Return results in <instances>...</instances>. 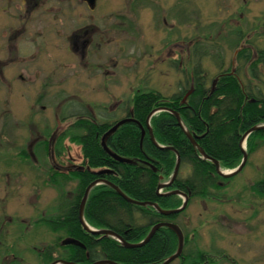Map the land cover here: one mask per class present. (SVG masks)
I'll list each match as a JSON object with an SVG mask.
<instances>
[{
  "label": "rangeland",
  "instance_id": "rangeland-1",
  "mask_svg": "<svg viewBox=\"0 0 264 264\" xmlns=\"http://www.w3.org/2000/svg\"><path fill=\"white\" fill-rule=\"evenodd\" d=\"M142 1L98 0L96 10L91 12L83 0H45L50 12L46 21H61L66 38L84 24L99 26L88 35L91 43L84 48L81 38L72 53L67 50L66 38L58 40L59 26L47 33V54L39 58L31 55L25 61L11 62L12 59L6 58L13 51L0 44V59L7 60L0 68V123H5L10 131L3 136L0 130V140L4 137L0 152L9 154L0 156V173L21 171L12 176L7 173L4 179L0 176V212L8 216L0 219V263L8 262L15 254L22 264H49L41 256L46 246H57L64 239L53 256L57 258L63 244L70 245L64 231L53 230L46 221L41 223L38 219L62 214L58 207L63 210L61 203L72 199L77 183H69L65 190L67 197L61 196L62 190L52 183L51 168L58 163L66 171L81 165V147L66 141L63 157H57L58 160L44 154L40 161L38 157L32 158L31 163L17 158L23 156V151L34 148L40 136L49 138L52 144L56 142L60 131L72 122L61 120L70 105L73 108L69 111L104 119L139 86L157 89L167 96L177 92L182 68L173 61L184 58L189 47L191 56H195L197 39L198 47L204 51L201 60L207 67L209 87L217 75L221 56L226 68L236 58L238 40L240 44L249 40L251 46L264 50V0ZM244 1H248V7L242 10ZM13 11L7 3L0 2V18H6L0 20V43ZM73 25L77 27L73 29ZM42 28L44 24L32 22L29 35L15 41L21 55L37 51L29 42L43 32ZM237 33L243 35L233 44L231 40ZM254 54L251 53L253 58ZM187 64L185 59L182 67L187 69ZM246 69L240 68L244 82L257 91L259 88L264 95V65H257L258 78ZM248 138L242 147L248 154L243 171L231 177L224 188L213 190L223 201L213 196L195 197L178 218V225L194 238L187 250L222 249L240 263L246 260L250 264H264V200L251 191L264 178V147L250 154ZM237 167L221 169L229 172ZM191 172V166H185L181 176L186 178ZM173 174L160 184L168 183ZM256 213L258 216L253 218ZM250 248L242 258L241 252ZM171 264L182 263L177 260ZM210 264L231 263L214 258Z\"/></svg>",
  "mask_w": 264,
  "mask_h": 264
},
{
  "label": "trees",
  "instance_id": "trees-1",
  "mask_svg": "<svg viewBox=\"0 0 264 264\" xmlns=\"http://www.w3.org/2000/svg\"><path fill=\"white\" fill-rule=\"evenodd\" d=\"M238 41L237 47L240 45ZM255 51L258 58L252 67L256 72L257 65L264 63V50L255 47ZM251 52V48L240 50L238 60L250 62V56L246 54ZM223 61L221 56L217 63ZM196 66L193 75L183 73L178 91L171 96L154 88L141 87L104 121L95 120L91 115L79 117L64 131L58 148L65 149L67 139L79 145L85 166L83 171L63 175L60 180L54 177L63 197H67V185L72 180L77 181L70 202L61 203L64 207L62 215L55 222L48 223L53 230L64 231L65 239L69 237L74 241L72 245L63 244L60 255L64 261L80 264L99 260L119 264H162L177 251L178 238L166 227L160 228L151 241L140 248H126L113 237L95 236L86 231L80 222V205L87 187L100 178L114 183L130 198L156 203L164 210L177 209L183 204L180 195H163L167 192L179 190L190 196V203L195 197H216L213 190L224 188L225 183L232 179L219 175L215 164L203 159L170 110L180 114L185 128L208 156L219 161L222 168H235L243 157L242 137L253 127L264 124V95L237 75L225 74L219 77L215 87H209V76L198 70V63ZM254 78H258L256 74ZM189 90L193 92L186 101ZM159 108L168 110L151 118L154 143L148 129V118ZM119 111L123 116L119 115ZM123 118L133 121L120 126L105 141L112 153L131 160V163L115 160L102 146V137ZM140 125L145 129L144 137ZM247 145L250 154L264 147V129L253 132ZM171 147L180 155V173L172 186L159 194V184L162 179L170 178L177 163V154L170 150ZM185 166H191L192 172L183 178L181 170ZM254 189L264 191V178L255 184ZM185 211L163 215L152 206L127 202L111 186L98 185L89 194L84 217L95 229L111 230L129 243H139L159 223L178 224V218ZM182 229L185 243L180 261L182 264H199L198 248L187 250L194 238ZM59 245L60 241L57 246H47L42 251L41 256L44 255L49 264L54 260V253L59 251ZM13 264L22 263L15 259Z\"/></svg>",
  "mask_w": 264,
  "mask_h": 264
},
{
  "label": "flooded vegetation",
  "instance_id": "flooded-vegetation-1",
  "mask_svg": "<svg viewBox=\"0 0 264 264\" xmlns=\"http://www.w3.org/2000/svg\"><path fill=\"white\" fill-rule=\"evenodd\" d=\"M138 1L139 2H143L142 0H138ZM0 2L7 3V6H11L13 9H15V13L13 11V13L11 14L10 19L8 20V30H6L3 33L2 40H1V43H0V44L3 45L2 47H8L9 50L13 51V53L8 54V57L6 58L7 60L12 59L11 62H15V61L19 62V61H25L26 59H29L31 55H33V57L39 58L44 53L47 54V43L49 42V38H47L46 35L50 31V29L51 30H56L54 28L57 27V26H59V28H57L58 29L57 30V33L60 35V38L58 40H62V41L64 40L65 41V38H66V36H64L65 35L64 34V30L66 29L65 28V25H64V27L60 28V25L62 24L61 21L60 22H57V21H55V22H47L46 21V18H48L47 16H48V14L50 12H48V9H47L46 4H45V0H0ZM83 3L90 9L91 12H94L96 10V8H97L98 0H83ZM247 7H248V1H244L243 2L242 10L243 9H246ZM52 11L54 12V11H57V10L53 9ZM228 11H230V9ZM243 13L244 12L242 11V14ZM5 19L6 18H3V17L0 18V20H5ZM35 21L40 22V24H42V25L43 24L45 25V28H42L43 29V32L39 33L38 36H36V38L34 40L31 38L32 40H31V42H29V44H31V45L34 46V48L35 47L37 48V51L35 53H31L29 55H26V54H24L22 52V55H21L18 52V50H17L18 47H17V44H15V41H18V40L21 41V39H23L25 36L29 35V33H28L29 29L28 28H29L30 24L32 22H35ZM75 27H77V26L76 25H73V29ZM96 27L98 28L99 26H93L91 24H84V26L83 25L81 26V29L74 30L71 33V35H69L68 38H66L67 41H68V43H69V48L67 50L69 52L71 51V53H72V50L73 49L74 50L76 49L75 46L80 41L81 38L83 40L82 45H84V48H85L86 45H88V44L91 43V37L88 36V35L91 34V32H93V29L96 28ZM62 30H63V32H62ZM238 35L239 34L237 33L236 36H235V38L231 40V42L233 44L234 43L236 44V39L237 40L240 39L243 34H241L239 36ZM199 43H200V40L199 39L195 40V42H194V45H195L194 51H195V54H196L195 56H191V48L189 47L188 54L184 58L182 57L183 59L181 58V59H178V60L173 61V63L175 64L176 67L182 68V70H180V72L182 73L181 78L183 77V73L184 72H185L184 74H187L188 73V75H190V76L193 75V69H195V66H196L197 63H198V67H199L198 70L200 72H202L205 76H208L207 67L204 66V63L201 60V58L204 55V51H203V48H199L200 46L198 47ZM70 44H71V46H70ZM245 48H251V51L255 53L254 54L255 55L254 58L251 56V53L252 52L250 53V55L249 54H246L248 57L250 56V62H245V59L244 60L242 59V61H239L238 60V54H239L240 50H243ZM15 50H17V51L15 52ZM257 54H258V52L255 51V47L254 46H251L250 45L249 40L245 41V44H240L239 47H237V49H236V58H234L233 61L230 62L228 68L224 67V61L217 63V65H218L217 75L215 76L214 79L211 80L212 81L211 83H214V85L210 84V87H212V86L215 87V83H218V80L220 79L219 77H221V76H223L225 74H227V75L229 74V75L241 76L240 75V68L243 67V66L247 67L246 70H250L252 72V76H254L256 74V72H255L254 68L252 67V64H253L254 60H256L258 58L257 57ZM185 59H187V61H188V64H187V67L188 68L187 69H185V68L182 67L183 62L185 61ZM7 60L0 59V68L3 67V65L5 64V62ZM262 64L264 65V63H262ZM12 79H13V75H12ZM181 80L182 79H180L179 82ZM6 81H7V79L5 78V82ZM24 81H26V80H24ZM179 82L177 84L178 86H179ZM141 87L142 86L137 87L133 91V93L135 91L140 90ZM252 87L254 88V86H252ZM255 87H258V86H255ZM192 92H193V90L190 91V92H188V94H187V96L185 98L186 101L189 98V96L192 94ZM171 95H168V96H171ZM123 102H124V100L123 101L121 100V102H119V104L116 107V110L112 112L113 114H114V112H117V110L119 109V106H121V104ZM71 108H73V106L70 105V107L66 110L65 115L61 117V120L64 121V122H67L69 120H72V122L69 123V126L73 122H75V120L77 118L79 119V117H86L88 115H91V114H80L77 111H69ZM106 108L107 107H105L103 109L104 112L107 110ZM171 111L172 110H170V112ZM91 116L95 120H99V121H104L105 119L108 118V117H106L104 119H99L98 116H94V115H91ZM123 119H126V118H123ZM123 119H121V120H123ZM121 120H119V121H121ZM0 125H1L0 130L2 131L1 134H3V136H4L5 133L8 135L10 133V131H9L7 125H5V123H0ZM27 126H29V123H28ZM68 127L64 128L62 131H60V133L57 136L56 142H54L53 144L50 142V139L49 138L48 139L44 138V135L43 136H40V139L38 140V142H36L34 144V148H32V149L30 148V150H28V151L27 150L26 151H23L22 152L23 156L22 155H19L17 158L18 159H21L20 161L21 162H25V163H31V159L32 158L34 159V158H37V157L39 158V161H40V157L43 154L45 156H47L48 158L49 157L55 158L54 160H58V158L61 159L63 157V154H64V150L65 149L61 150L60 148H58V143H59V139L62 137V135L64 134V131ZM3 136H2V138H1L0 141H2L4 139ZM142 136H143V133H142ZM66 141H68V139ZM29 147H31V144H29ZM64 148H65V143H64ZM1 151H3V150H1ZM27 152H29V153H27ZM4 155L9 156V154H7V152H6V154L0 152V156H4ZM60 166L61 165L57 163L55 165V167L57 168V170H55L56 169L55 167H52L51 168V169H53V172H52V180L53 181H52V183L54 185H57L56 184L57 181H54V177H56V178H58L60 180V177L63 176V175H72L73 173H76V172H79V171H83L84 168H85V166L83 164V160H82V164L81 165L75 166L74 168H71V169L66 170V171L62 170L61 169L62 167H60ZM58 167H60V168L58 169ZM0 168H2V167H0ZM18 172H21V171L20 170H18V171H16V170L15 171L7 170L6 174L8 173L10 176H12L13 174H16L17 175ZM10 173H12V174H10ZM6 174L0 173L1 178L4 179L7 176ZM96 181H100L101 182L98 185H107V184L102 183V181H107V180H104V179H101L100 178V179H98ZM74 182L77 183V181H75V180H72L70 183H74ZM107 182H109V181H107ZM255 184L252 186L251 191L256 196H258V197H260L261 199L264 200V191H261V192L258 191V190L256 191L254 189ZM107 186H109V185H107ZM218 201H223V200L218 198ZM58 210H59V213L62 212V210L59 207H58ZM61 215L62 214H57L55 216H50L48 218H45V217H43L41 219L39 218L40 220L38 219V221H41V223H43L44 221H46L47 223H49V222H55L56 220H58L59 216H61ZM5 216L6 215H5L4 212H0V219L3 220V218H5ZM257 216L258 215L256 213L255 215H253V218H256ZM6 217H8V216H6ZM68 238L69 237H67V239ZM63 240L60 241V244L63 243ZM67 241L71 242L70 243L71 245L74 243V241L73 240H70V239H68ZM241 247H243V246H241ZM251 250H252V248L243 250L241 252L243 256H241V257L243 258V257L247 256V253L249 251H251ZM60 251H62V249ZM198 251H199V255H198L199 256V264H210L211 260L214 259V258H217V259H220V260H226L227 262H229L231 264H250L249 262L246 263V260H244L242 263H240L239 260L237 258H235V256L229 255L225 250L222 251V249H220V250H213V251H204V249H201L200 248ZM12 256H13V258H11V260H9L6 263H0V264H13L14 263V260H15V254H12ZM194 256H196V255H194ZM53 259L54 260H53L52 263L58 262V264H60V262L64 261L63 258L61 257V255H59V257L53 258ZM180 259H181V257H179L177 260H180ZM177 260H175V261H177ZM263 261H264V251H263ZM66 262H68V261H66ZM72 263H75V262H72ZM75 264H80V263H75ZM81 264H84V263H81ZM89 264H92V262L89 263Z\"/></svg>",
  "mask_w": 264,
  "mask_h": 264
},
{
  "label": "water",
  "instance_id": "water-1",
  "mask_svg": "<svg viewBox=\"0 0 264 264\" xmlns=\"http://www.w3.org/2000/svg\"><path fill=\"white\" fill-rule=\"evenodd\" d=\"M165 110H167V109L166 108L156 109V110H154L150 114V116L148 118V129H149V132H150V137H151V139H152V141L154 143H156V140H155V136H154V133H153V129L150 126V121H151V118L153 117V115L157 114L158 112L165 111ZM171 113H173L174 116L177 118L180 126H182V128L186 132L188 138L190 139V141L192 142V144L196 147V149L199 151V153L202 155L203 159L208 160V161H211V162H213L215 164L216 170H217V172H218L219 175H221L224 178H231L233 176H236L240 172H242V170L244 169V167H245V165L247 163V160H248V154L244 150V148H242L243 154H244V158L242 160V163L236 169L231 170L229 172H224L221 169V165H220L219 161H217L216 159L208 156L206 154V152L203 150V148H201L198 145L196 139L188 132V130L185 128V126H184V124H183V122L181 120L180 114L178 112H175V111H171ZM132 121H133V119H130V118H126V119H123V120L119 121L115 126H113V128L107 134H105L102 137V146H103V148L106 150V152L108 154H110L115 160H117L119 162L131 163L132 161L129 160V159L121 158L118 155L112 153L109 150V148H108L105 140H106V137L108 135H110L111 133L115 132L120 126H122V125H124L126 123H130ZM140 128L142 129V133H143V136H144L145 133H146L145 132V129L141 125H140ZM262 129H264V124L255 126L252 129H250L249 131H247L246 134L242 138L241 146L244 147L243 145H244L245 141L247 140V138L250 136V134H252L255 131L262 130ZM170 150L176 152V154H177V163H176L175 171H174V174H173V177L171 178V180L168 183H166V184H159V186H158L159 194H161L160 193V190L161 189H164V188H167V187H171L172 186V184L177 179V177L179 175V172H180V166H181V158H180V155L177 153V151L174 148L171 147ZM104 172H107V171H104ZM100 183H101L100 181H95L90 186L87 187V189L85 191V194H84V197H83V200H82V203L80 205V222L84 226V228L86 229V231L91 232L95 236L102 235V236L113 237V238L117 239L118 241H120L126 248H140V247H143L146 244H148L151 241V239L155 236V234L158 232V230L160 228L166 227V228L171 229L176 234V236L178 238V248H177V251L172 256H170L169 258H167L162 264H171L172 262H174L175 260H177L182 255V252L184 250L185 236H184V232H183L182 228L179 225L175 224V223L163 222V223H159V224L153 226V228L151 229V231L149 232V234L147 235V237L144 240H142L141 242H139V243H129V242L123 240L118 234H116L115 232H113L111 230H107V229H95V228L89 226V224L86 222L85 217H84V209H85L86 202L88 200V197H89L90 192L92 191V189L95 186H97ZM102 183L111 186L127 202L132 203V204L137 205V206H143V207L144 206H152L160 214L167 215V216L172 215V214H178V213L183 212L187 208L188 203H189V199H190V196L189 195H187V194H185V193H183V192H181L179 190H173V191L167 192V193H165L163 195H180L183 198L184 201H183L182 206L179 207V208H177V209L164 210V209H162L156 203H153V202H139V201H136V200L130 198L117 185H115V184H113L111 182L102 181ZM68 243L70 244L71 242H68ZM53 264H58V262H55ZM60 264H75V263L62 261V262H60ZM92 264H119V263H116V262H113V261H110V260H99V261L94 262Z\"/></svg>",
  "mask_w": 264,
  "mask_h": 264
}]
</instances>
